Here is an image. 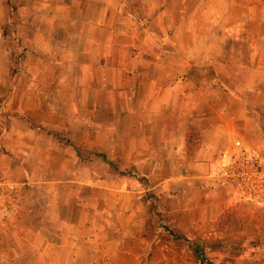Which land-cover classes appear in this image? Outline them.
Returning a JSON list of instances; mask_svg holds the SVG:
<instances>
[{
  "label": "crops",
  "instance_id": "obj_1",
  "mask_svg": "<svg viewBox=\"0 0 264 264\" xmlns=\"http://www.w3.org/2000/svg\"><path fill=\"white\" fill-rule=\"evenodd\" d=\"M194 1L19 0L11 6L17 7L18 12L25 9L26 15L20 12L13 28L21 32L26 27V35L30 36L25 40L27 59L37 56L41 65L27 64L25 78L21 76L19 80L16 75L8 85V79L1 77L8 68H0V105L3 104L0 106V177L26 181L32 191H37L36 185L40 183L46 191L42 200L30 194L29 200L23 202L25 214L23 206L15 218L0 219V264L115 262L114 252L111 256L109 251L123 248V243L118 239L122 231L113 221L112 210L99 208L97 203L89 207L77 203L76 210H81L83 219L79 223L66 221L50 231L48 224L55 222L52 216L59 218L57 212L61 207L58 203L55 208L50 201L61 200L64 195L74 207L72 201L76 196L72 191L47 189L82 182L80 179H87L85 183L92 186H97L99 181L107 182V176H99L97 172L99 164L107 163L98 161L96 143L99 136L107 141L114 136L115 119L119 117L127 132L122 138V151L128 155L122 160V167L133 168L136 174L144 176L143 180L151 184L155 193L151 209L146 205L152 220L150 227L136 211L142 208L135 209L127 201L122 215L127 216V225L133 232L128 236L130 239L147 244L146 236L158 228V213L165 215L164 201L178 195L180 184L200 183L197 191L201 198L191 204L207 211L206 217L211 212L213 220L228 204L236 203L230 189L209 188L214 182L210 174L221 158L216 160V153H224L234 134L244 138L251 134L255 150L264 152V132L248 122L264 119V110L258 108L259 103H264L258 94L263 81L257 80L253 90V73L264 72V67H222L213 57L240 56L242 47L249 50L246 55L251 54L253 36L243 32L240 24L253 23V3L246 6L235 0L233 6L226 7L224 1L216 12L214 6L194 9ZM232 7L234 11L230 12ZM6 9L5 2L0 0L1 56L6 53L2 28L7 25V19L1 15ZM193 23L210 24L213 29L216 24L221 26L213 33L211 26L207 32L196 33ZM9 56L13 62L16 60L15 48L9 49ZM50 62L61 72L74 68V77L55 81L35 79L36 71L44 77ZM210 64L213 67H207ZM10 66L11 63L0 59V67ZM193 69L211 70L212 79L203 76L202 84H197L190 75ZM5 86L10 88V94L1 103ZM52 86L69 91L65 97L44 91ZM61 98L68 110L64 124L58 126L70 129L76 149L48 144L50 135L44 128L51 127L46 128L42 119L51 121L53 112L57 111L49 108V103ZM39 111L44 112L41 122L30 128L36 123ZM3 118H9L8 128L2 127ZM21 123L29 127L23 130ZM190 124L199 128L201 143L188 156L185 136ZM77 150L90 153L88 173L83 169L78 172L75 168L66 169L72 162L73 167L84 162L75 157ZM101 151L109 160L121 162L117 156L109 157L114 148L105 147ZM37 152L42 155H35ZM51 153L60 157L68 153L71 161L61 157V162L56 160L57 165ZM187 157L191 161L187 162ZM55 166L67 172L65 179L51 174L50 169ZM124 191L129 199L133 196L131 187Z\"/></svg>",
  "mask_w": 264,
  "mask_h": 264
},
{
  "label": "rangeland",
  "instance_id": "obj_2",
  "mask_svg": "<svg viewBox=\"0 0 264 264\" xmlns=\"http://www.w3.org/2000/svg\"><path fill=\"white\" fill-rule=\"evenodd\" d=\"M17 1L19 0H3V2H5L7 6V12L4 10L5 12L3 11V13L1 14L2 17H6L7 25L2 28L6 53L4 54V56L0 55V59L3 60L4 63H11L10 67H0L2 69L8 68V70L1 75L3 79H8L6 83L10 80H13L16 75L19 80L21 76L25 78L24 71H26L25 67L27 64L30 66L41 65V62L38 60L37 56H29L30 60L29 58L27 59L25 40L30 36L26 35V27H22L25 30L21 32L13 28L15 19L19 18L20 16L19 13L22 12L23 15H26V11L24 8H21V10H19L18 12L17 7H11ZM224 1H226L227 3ZM234 1L235 0H195L194 5L192 3L191 4L193 5L194 9H196L197 7H202L203 10H205V8L208 6H214L215 11L219 12L218 9L221 10L223 2L226 3V7H228L229 5L233 6ZM238 1L246 6H249L250 2L253 3V23L247 24V22H243L240 24L243 32L249 33L253 36V41L251 42V44L253 43V47H251V54L246 55L247 52L249 53V50L242 47V50L241 48H239V50L243 52V54L240 56L222 57L219 55H215L213 59L217 60L218 62L220 61L222 63V67H264V0ZM229 11L233 12V7ZM235 11H237L238 14V9ZM191 26L196 33L203 31L207 32V29H209L210 26L212 27V25L210 24L201 23H193ZM220 26L221 25L216 24L215 29H213L212 27L210 32L213 33V31H217L216 29H219ZM11 47L12 49H16V60L14 62L9 56V49ZM207 67L213 66L212 64H210ZM61 70L62 69L58 68V66L57 68H55V66L50 62V66L48 65L47 69L45 68L44 70L46 72L44 77L42 76V73L38 71L35 72L34 77L37 80L44 81L54 80L56 78L64 80L74 77V68H70L66 72H61ZM244 74L247 73L244 72ZM190 75L192 80L197 84H202L201 79H203V76L207 80L212 79L211 70L193 69L191 70ZM253 79V90L255 89V85H257V80L263 81L261 84V88H259L258 90V94H260L259 96L264 99V72L255 71L253 73ZM39 90L42 91L43 89ZM44 91L50 92L52 94H59L65 97L69 90L67 88L52 86L50 88L44 89ZM9 94V87L5 86L4 88H2L1 103H3L4 100L9 97ZM262 99L259 98V100ZM64 101L65 100L62 98L58 101L51 100V103H49V108H52L57 112H53L51 121L42 119L46 128L51 127L49 129L44 128V130L50 135L48 144L72 146L74 149H76L74 140L69 134L70 129L58 126L60 124H64V114H67L68 110V105L64 104ZM2 105L3 104H1L0 106ZM258 108L259 111H263L264 103H259ZM43 111L37 112L38 114L36 123H34V125H30V128H34L37 123L41 122V113L45 112ZM2 121V127L8 128L10 122L9 118H3ZM248 122H252V124L256 126L258 130L262 129V133L264 132V119L256 121L248 120ZM19 126H21V129L23 130L29 127L28 125L25 126V123H21ZM197 130L199 134L198 143L200 145V130L199 128H197ZM123 135L127 136V132L122 125V118L119 117L118 119H115L114 136H111L108 141L105 137L102 138L99 136L98 143H96V146L98 147V153H104L103 151H101V149H105V147L114 148V152H111L109 157H112V155H114L117 156V158L121 161L120 163L112 161V164H99L97 166V172L99 176H107V182L99 181L97 186H92L85 183V180L87 179H80L81 181H83L58 184V186H54V188L51 187L47 189L51 192H61L64 190L66 192L72 191L76 196V199L72 201L74 203V207L71 204L69 205L71 201L66 200L65 197H63V194V196H61V200L56 199L50 201V203L53 204L55 208L58 207V203H61L60 210L58 212L56 210L58 215L57 217L59 218H55V216H52L51 219H53L55 222L50 221L48 224V228L50 231H52L53 228H57V226L65 225L66 221L68 223H79L81 218L83 219V217L80 218V216H82L80 215L81 210H76L75 206L77 203L83 204L86 207H89V205L93 203H97L99 208L104 209L105 207H108L112 210L113 221L117 228L122 231L121 237H118V239L122 241L123 248H119L116 250L110 249L109 255L112 256V252H114L115 254V262L111 264H201L194 250V246L196 244L202 247L203 254L211 262V264H264V207L244 203H235L230 206L228 204L222 212H224L225 210H233L236 215V220H238L240 223V228L222 230L218 229L215 226V222L222 212L215 220H213V214L211 212L209 213V216L206 217L207 211L203 212V209H201L200 206H198L197 204H191L195 203L197 199L201 198V195L198 193L199 191H197L200 183L180 184L177 188L178 195L170 201H164L163 207L166 210L165 215H163L162 213H158V228L154 233L150 231L149 235L146 236V238L149 239V241H146L147 244H142V242H140L138 239H130L128 236L132 235L133 232H131L129 226L127 225V216H124V214L122 215V213L125 212V208L127 207V201L130 200V203L134 206L135 209L138 207L142 208L141 211H136L141 213L140 215L142 220L147 224L148 227H150L152 220L151 218H149V214H147L146 205L151 209V203L155 200L153 198L155 193L153 192V190H151V184L148 181L143 180L144 176L136 174L133 168L122 167V160H124L128 155L127 152L122 151ZM250 135H247L246 138H244L239 134H234L230 138V140L234 136L240 137L246 144H249V146L255 149L256 147L253 145V136ZM60 149L61 148H59V150ZM93 152L95 151H92L91 153ZM258 152L264 155V152ZM221 154L222 152L216 153V160L221 157ZM35 155L41 156L42 152H37L35 153ZM50 156L51 159L55 162L56 160H59L61 162V157L68 161H71L68 157V153H63L61 157L54 153H51ZM75 157H78V159L80 158V160L84 162L80 164V162L78 161L80 167L79 165L73 167V162H68L71 163V166L67 167L66 169L74 171L75 168L77 172L78 170L83 169L85 173H88L90 168L87 161L90 158V153L87 151L79 152L77 150V152H75ZM97 159L98 161L104 162L99 156H97ZM174 159L178 158L175 157ZM190 159L191 158L187 157L185 160L188 162L191 161ZM55 164L58 165V162H56ZM213 165H215V162ZM164 171H166V169H163V172ZM50 172L56 177H61L63 179L67 177V172L63 170V168H57V166L52 167L50 169ZM103 179L105 180V178ZM0 181H13L21 184L22 198L24 203L29 200L30 194L32 193L36 198L42 200L43 192L46 191L45 186L40 183L36 185L38 187L37 191H32L31 186L25 183L26 181L20 182L4 177H0ZM126 187H131L134 191L133 196L130 199L124 191ZM209 188H217V190L223 191V186L217 182H213V184L209 185ZM24 203V209L22 212L25 214L27 210L25 209ZM52 212L54 214L55 211ZM23 213L21 214V216L24 215ZM17 215L18 214L14 215L11 218H15V216ZM32 223L36 224V222L33 221Z\"/></svg>",
  "mask_w": 264,
  "mask_h": 264
},
{
  "label": "built area",
  "instance_id": "obj_3",
  "mask_svg": "<svg viewBox=\"0 0 264 264\" xmlns=\"http://www.w3.org/2000/svg\"><path fill=\"white\" fill-rule=\"evenodd\" d=\"M214 182L231 190L236 203L264 207V156L234 136L212 170ZM23 209L22 185L0 181V219L6 220Z\"/></svg>",
  "mask_w": 264,
  "mask_h": 264
},
{
  "label": "trees",
  "instance_id": "obj_4",
  "mask_svg": "<svg viewBox=\"0 0 264 264\" xmlns=\"http://www.w3.org/2000/svg\"><path fill=\"white\" fill-rule=\"evenodd\" d=\"M197 126L190 124L188 126L186 136H185V146L186 152L188 156H191L198 148L199 145V134L197 132ZM104 162L112 164L105 154L96 153ZM215 226L218 229H239L240 223L236 220V215L233 210H225L219 216V218L215 222ZM195 253L197 258L201 264H211V262L205 257L203 254L202 247L198 244L194 246Z\"/></svg>",
  "mask_w": 264,
  "mask_h": 264
}]
</instances>
